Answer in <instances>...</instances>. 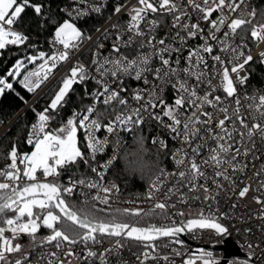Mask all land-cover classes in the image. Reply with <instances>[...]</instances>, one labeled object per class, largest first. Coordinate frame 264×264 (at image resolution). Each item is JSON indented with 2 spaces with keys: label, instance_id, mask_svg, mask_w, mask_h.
Returning <instances> with one entry per match:
<instances>
[{
  "label": "snow or ice",
  "instance_id": "1",
  "mask_svg": "<svg viewBox=\"0 0 264 264\" xmlns=\"http://www.w3.org/2000/svg\"><path fill=\"white\" fill-rule=\"evenodd\" d=\"M244 2L245 0H136V4L130 8L126 4L115 7V14L126 11L129 20L123 27L119 23L111 25L115 40L109 54L103 55L101 50L105 45L98 43L95 45L97 51L92 60V69L80 64L69 69L48 107L38 114L37 122L31 125L27 143L33 150L30 153H19L14 145L8 153L9 163L4 169H0V264H29V254L15 260L9 259L10 256L22 253V244L15 242L21 235L31 240L34 249H44L48 245L57 249L42 252L37 257L36 264H65L58 255L65 245L68 246L63 251L65 258L80 259L71 247L77 244H83L86 248L83 260L95 258L100 260V264H108L109 255H120V250L125 247L122 243L124 240L136 241L145 249L137 259L140 264H146L149 260L160 258L156 242L161 239L166 238L170 244L182 246L184 241L180 236L185 233L212 230L220 237L227 238L231 235L228 227L220 222L221 217H226L227 214H205L203 210H199L196 216L177 221L174 217H185V213L177 210L170 214L169 209H175L177 201L187 204L190 199L187 193L200 192L205 201H215L216 195L223 189L221 181H229L235 188L234 180L228 175L229 170L233 173L243 171L247 165L242 164L239 158L253 153L256 136L264 140V95L249 97L245 94L243 99L249 103L242 105L237 92V84L244 85L249 78L240 73L254 57L250 51L245 54L246 45L233 42L237 31H242L246 25H251L250 36L257 45L264 42V23H252L256 18L255 10L249 13L248 20L240 16L230 19L224 14L226 7L231 13H236ZM73 5L71 9H62L70 19L64 20L55 29L52 44L54 47L61 46L60 49L52 54L41 51L37 55L26 57V61H18L7 72L6 77L0 78V96L8 90L15 91L8 77L17 80L28 92H35L49 79L60 62L69 59L73 49H77L85 39L91 41V36H86L72 21L92 12L101 13L103 4L73 0ZM44 7L41 3H32V0H0V51L9 46L24 45L29 37L15 30L14 26L20 22L26 9L31 8L37 16H42ZM214 12L219 13L216 19L212 18ZM192 13L197 14V22H191ZM160 14L169 15L172 27L176 29L170 41L157 38L156 31L160 27V21L157 18L149 19L150 15L155 17ZM201 21L208 25L207 29L201 26ZM225 26L227 30L222 32ZM221 32L222 35H218ZM198 38L202 43L185 47L189 40ZM101 39H109L108 29L102 32ZM259 57L260 62L264 63V52ZM37 61H40L37 70L26 71L22 75V70L26 69L28 63L35 64ZM154 61H158L159 66L154 67ZM216 76L220 77V83L214 86L212 80ZM126 79L140 81L144 87L134 88L129 96V90L124 87ZM88 80H94L99 85L92 94L93 104L74 113L58 129L49 130L52 117L48 113L63 107L74 84H83ZM113 84L116 87H112ZM201 86L208 89L203 95L200 94ZM167 88L176 93L172 103L164 99ZM218 88L223 91L224 97L214 94ZM229 98L235 105L231 111L226 104ZM98 104L106 109L116 105L111 107V115L105 118L107 123L101 119ZM206 106L221 113L223 118L214 120V112L207 111ZM242 107L247 108L251 121L241 112ZM147 120L157 122L166 136L180 144L171 153L178 170L168 172L157 167L153 173L145 197L151 203L150 208L110 210L111 195L114 191L118 192L119 188L115 184L106 187L103 181L106 171L116 159L115 155L100 168L91 167L96 179L69 177L67 185L60 183L59 177L63 169L76 165L78 161L88 164L89 158L95 161L97 155L104 153L109 146V136L114 137L117 149L124 147L120 134L141 131ZM101 129L108 136L98 137L97 133ZM80 131L85 135L88 157L79 146ZM245 140L250 144L241 151L239 145ZM208 141H212L214 146H209ZM151 142L158 146V151L168 148L167 141L162 137L153 138ZM136 143L139 151L143 152L142 135ZM205 148L208 154L201 157V151ZM125 155L135 157L127 161L132 170L142 171L147 167L143 157L136 152H125ZM207 169L212 171L209 173ZM38 173L43 179H40ZM254 176L257 178L255 190L261 193L253 197L256 204L260 205L256 218L264 220V167L254 172ZM170 178L172 180L169 186ZM209 180L215 186V194L209 187ZM78 188L83 197L79 206L66 199ZM183 188H187V193L182 191ZM85 189L89 192L95 190V194L90 195ZM251 190L252 185L247 184L236 194L244 198ZM173 197L177 200L173 201ZM194 199L199 200L200 197L196 196ZM91 201L106 207L97 208ZM98 212L105 213V218H100L96 214ZM119 217L147 218L148 222L141 225L139 219L132 223ZM157 217L163 222L152 223L151 220ZM41 228L48 229L50 234L40 237L38 234ZM245 231L251 232V229ZM6 232H10L11 236H6ZM106 237L115 240L103 252L98 254L88 247L90 243L101 244ZM246 247L247 259L239 264H252L254 259H261L254 251L259 247L258 244L248 243ZM174 251L175 255H182L178 250ZM162 259L169 261L170 257L165 255ZM197 261L200 264H220L213 252L204 249L190 256L184 264H197ZM68 264H71L70 260ZM261 264H264V260Z\"/></svg>",
  "mask_w": 264,
  "mask_h": 264
},
{
  "label": "built area",
  "instance_id": "2",
  "mask_svg": "<svg viewBox=\"0 0 264 264\" xmlns=\"http://www.w3.org/2000/svg\"><path fill=\"white\" fill-rule=\"evenodd\" d=\"M183 2V0H181ZM238 2V0H237ZM260 0H245L244 4L241 5L240 9L236 13H231L227 7L224 9V14L226 16H229L230 19L235 18L236 16H240L241 18L248 20L250 19L249 13L253 10L256 12V6ZM89 3L91 4H103V8L101 13H89L86 16L80 17L78 19H73V23H77L79 21H82L86 18L92 17V16H103L105 17L104 22L97 28L101 31H96L92 33L91 41L85 39L82 41L77 49H73L70 53V57L66 62H60L58 66L53 70L51 73L49 79L35 92H30L32 94V98L30 102L28 103L29 107L34 105L51 87L58 85L60 86L61 80L64 78L65 75L69 72V69L73 67L74 65L80 64L84 65L85 67H88L90 69L93 68L92 60L94 58V53L97 51L96 44L103 43L105 45L104 49H102L103 55H108L111 49V45L115 40L114 30L111 29V25L115 23H119L122 27L128 23L129 17L126 14V11H122L120 14H115L114 9L119 4H126L130 8L132 5L136 4V0H89ZM73 0H69L68 4L64 6L63 9H71L73 7ZM86 7V6H82ZM188 11L191 13L192 10L189 8ZM64 12V11H63ZM64 15L66 19H70V17L64 12ZM219 13H213V19H216ZM157 18L160 21V27L156 31L157 38H166L167 40H172L176 29L172 27V19L167 14H160L158 16H149V19ZM255 19L252 21L254 23ZM191 22H197V14L192 13V19ZM201 26L207 29L208 25L201 21ZM251 25H246L244 29L238 30L237 34L233 37V42L237 45H246L244 48L245 54H247L249 51L251 55L254 57L253 61H259L260 57L259 54L261 52H264V42L259 43L257 45V42L250 36V28ZM15 30L20 31L24 33L22 30H20L16 25L14 26ZM108 29L109 30V39L103 40L101 39L102 32ZM227 30L226 26L225 29ZM82 31V30H81ZM83 32V31H82ZM221 33H218V35H222ZM25 34V33H24ZM88 36V35H87ZM53 39L48 41V48L47 50H40L42 52L52 54L54 51L60 49L61 46L56 45L55 47L52 44ZM202 43V41L198 38L196 40H189L188 44L185 46L187 47H194L196 44ZM123 51V49H122ZM147 51V49H145ZM187 53L185 52V55ZM251 62V63H252ZM40 61H37L35 64L31 65L30 71H35L38 68ZM181 63L183 65V57H181ZM209 64H212L211 59L209 58ZM264 65V63H262ZM153 66H159L158 61H154ZM209 71L211 72L212 69L210 68ZM241 76L248 75V80L244 85L237 84V92L238 95L241 98V104L247 105L249 103L248 101H245L243 99L244 95L247 94L249 97L255 95H264V82L260 84H253L250 79V69L248 68V65L245 66V70L240 73ZM149 79L151 77L149 76ZM233 79L235 81V76L233 75ZM96 85L98 88L99 85L95 83L94 80H88ZM220 83V77L216 76L212 80V84L214 86L219 85ZM112 87H116L115 84L112 85ZM124 87H126L129 92L127 95L130 96L131 91L134 88H140L144 87L142 82L135 81L132 79H126L124 83ZM208 89L205 86H201L200 94L203 95L204 91H207ZM215 95H220L221 97H224V93L221 89L218 88V90L214 93ZM121 95H126L125 93H121ZM176 93L173 89L167 88L164 93V99L167 100L169 103H172L175 99ZM93 104V103H92ZM226 104L230 106V111L232 107H235V105L232 103V99L229 98L226 100ZM27 105V108H28ZM100 107H105L102 104L97 105V109ZM111 107H116L115 104H113ZM207 111L214 112L213 119L217 118H223L222 114L219 112H216L214 109L206 106ZM159 111V109L157 110ZM241 112L246 115L247 119L251 121V116L248 115V110L246 107L241 108ZM101 119L104 120L105 123H107L106 117H109L111 115V112H101ZM38 119V118H37ZM153 121V120H151ZM37 122V121H36ZM35 122V123H36ZM157 127V133L154 135L153 138L156 137H162L165 139L168 143V148H171V153L178 147H180V144L177 142L171 140L168 136L164 134V130L157 124V122L153 121ZM229 127L231 125L229 124ZM239 127V125H237ZM213 128H215V125H213ZM83 132V131H82ZM134 133H127L122 132L120 134L121 140L123 141L124 147L117 149L114 146V137L109 136L110 144L102 154H98L95 161L92 160V167L95 166L97 168H100L101 165L106 163L110 158H112L114 155L116 156V159L113 161V164L108 168L106 171V174L104 176V186L110 187L111 185L115 184L118 186L119 191H114L111 195V204H120L127 207H141L144 209H148L151 207V203L147 202L145 200V197L147 195V191L149 188V185L146 187V189L142 193L138 194H125L122 192L120 184L114 180L109 178V173L112 170L115 162L117 161L118 157L122 153V151L125 149V147L129 144V141L131 138L135 135ZM84 134V132H83ZM98 137L104 138L105 136H108V134L101 129L100 132L97 133ZM85 137V135H84ZM238 140L239 137H236ZM255 149L253 150V153H250L248 157L241 156L239 158L240 162L242 164H246L247 167L243 169V171H237L233 173L231 170H229L228 175L232 177L235 183V188L232 187V184L229 181H221L223 184V189L219 191V195H216L215 201H205L203 198V195L200 192L195 193H187V188H183L182 191L186 192L188 196L190 197L187 204H183L180 202H176V208L169 209V213H175L177 210L183 211L185 213V217L175 216L174 218L177 221H180L185 218H190L196 216L197 212L199 210H203L205 214H208L209 212H215L217 215L220 214H227L226 217H221V223L225 224L228 229L229 233L231 234L229 237L224 238L220 237L214 234L212 230H201L195 233H185L183 237H180L181 240L184 241V244L176 245V244H170L168 240L165 238L163 240H159L156 243L159 246V256L157 260H149L146 262V264H184V261L188 259L190 256L194 254H198V251L200 249H204L207 251L213 252L214 256L220 260V264H239L240 261H243L247 259L248 249L247 244L252 243L253 245L258 244L259 247L255 248L254 251L256 253L257 257H260V260L254 259L252 264H261V261L264 260V220L257 219V212L260 208V205L256 204L253 197L257 195H261L260 192H257L255 189L257 188V178L254 176V172L258 171L261 167H264V140H261L259 136H256L255 138ZM86 141V139H85ZM209 146H214L212 141H208ZM250 144L249 141L245 140L242 145H239L241 147V151H243L244 147H247ZM157 146V145H156ZM89 153V152H88ZM189 154L191 155V150L189 149ZM207 149H202L201 151V157L207 156ZM163 169H165L168 172H175L178 170V166L175 164V162L172 160L170 155V163L168 166H164ZM207 171L210 173L212 169H207ZM68 178L69 177H59V181L62 184L67 185L68 184ZM72 179H77L73 178ZM89 179H96V174L93 172H90L88 175ZM172 178H170L169 186L171 183ZM209 187L213 189V194H215V186L211 184V181L208 182ZM251 184L252 190L247 194L246 197L240 198L236 193L239 192L241 188H243L245 185ZM84 191L89 192V190L85 189ZM90 195L95 194V190H91L89 192ZM80 196L81 190L78 188L72 196ZM103 195V193H101ZM199 196L200 199H194V197ZM177 198L173 197V201H176ZM130 201H137V203H129ZM98 202L91 201V204H96ZM218 210V211H217ZM189 211H193L194 214H190ZM163 221L160 218H154L152 220V223L160 224ZM43 228H41L42 230ZM246 229H251V232L245 231ZM40 230V231H41ZM6 236H11L10 232L5 233ZM15 242L21 243L23 246L22 253L15 254L13 256H10V260H15L17 258H21L24 254H29L30 260L29 264H36L37 257L42 252H50V251H57V249L53 245H48L44 249L40 248H33L31 240L24 235H21L19 239ZM137 243V246H132L131 243ZM114 241H107L103 239V242L101 244H89L88 247L92 248V250L96 251L98 254L103 252L104 249L110 248L113 245ZM122 243L125 244V247L120 250V255H109L107 257L108 264H140V261L137 259V256L140 255L142 251L145 249L136 241H129L125 240L122 241ZM234 245L236 246L240 254L227 257L225 247L228 245ZM73 251L76 253L77 256L81 257L80 259H76L73 257L65 258L63 255V251H66L68 246L65 245L64 249L58 253L61 260L65 261V264H68V261H71V264H100L99 259L91 258L87 261L83 260L82 257L86 255V248L83 244H77L74 246H71ZM178 250L182 253V255L177 256L175 255V251ZM150 251V249H149ZM169 256L170 260L165 261L162 259L163 256ZM43 264V262H41ZM197 264H200L199 261H197Z\"/></svg>",
  "mask_w": 264,
  "mask_h": 264
},
{
  "label": "trees",
  "instance_id": "3",
  "mask_svg": "<svg viewBox=\"0 0 264 264\" xmlns=\"http://www.w3.org/2000/svg\"><path fill=\"white\" fill-rule=\"evenodd\" d=\"M69 0H32V3L43 4L44 10L42 16H37L31 8L26 9L22 14L20 22L16 26L22 30L28 37V41L21 46H9L7 49L0 51V78L6 77L8 71L12 70L16 63L20 60H25L26 57L37 54L40 50H47L48 41L54 39L55 29L66 20L62 9ZM103 16H92L76 23L85 35L90 36L104 22ZM264 23V0H260L256 6V18L253 24ZM251 28V26H250ZM250 69V79L253 84L264 82V65L259 61H254L248 65ZM13 83L15 91L8 90L3 96H0V169H4L9 163L8 153L15 145L19 153H27L32 149L27 143L28 136L31 132V125L37 121L38 114L42 112L51 102L54 93L59 86L51 87L34 105L27 108L28 103L32 98V94L18 83L17 80L8 77ZM97 90L95 84L90 81H85L83 84H74L72 90L68 93L63 107L58 108L55 112L50 111L48 114L52 117L49 122V130L58 129L64 125L68 119L72 118L74 113H79L93 103V93ZM18 94V95H17ZM23 97V100L21 99ZM27 108L21 115L16 117ZM98 111L111 112V108L100 107ZM16 119V120H15ZM157 125L147 120L142 126L141 131L136 132L129 141V144L122 151L112 170L109 173V178L116 180L125 194L133 195L142 193L149 185L153 173L157 167L163 168L170 163L171 148L161 151L157 150L156 145L152 144V139L157 133ZM144 138V151H139V146L136 140L139 136ZM79 146L88 157V149L86 146L85 137L82 131L79 132ZM125 152H136L138 156L143 157L147 167L142 171H134L129 168L127 161L134 159L131 155L126 156ZM92 160L89 158L88 164L83 161H78L74 166H68L62 170L61 176L81 178L88 177L91 172ZM40 179H42L40 177ZM70 203H75L77 206L81 204L80 196L66 197ZM97 208H105L106 206L100 203L95 204ZM91 207V204L89 205ZM130 208L120 204H111L112 209ZM11 214V213H9ZM100 218H105V213H96ZM128 222L135 223L139 219L143 225L148 222L147 218L136 217H119ZM154 219V218H153ZM152 219V220H153ZM151 220V222H152ZM60 225H58L59 227ZM48 229L43 228L39 232L40 237L49 235ZM107 241H114L115 238H103ZM125 241V240H124ZM132 246H137V243L132 242Z\"/></svg>",
  "mask_w": 264,
  "mask_h": 264
},
{
  "label": "water",
  "instance_id": "4",
  "mask_svg": "<svg viewBox=\"0 0 264 264\" xmlns=\"http://www.w3.org/2000/svg\"><path fill=\"white\" fill-rule=\"evenodd\" d=\"M27 108H25L17 117H16V119L18 118V117H20V115L26 110ZM15 119V120H16ZM183 235L184 234H182L180 237H183ZM161 240H163V239H161ZM129 241H132V240H129ZM225 251H226V256L227 257H230V256H234V255H239L240 254V251H239V249L236 247V246H234V245H231V244H228L226 247H225Z\"/></svg>",
  "mask_w": 264,
  "mask_h": 264
},
{
  "label": "rangeland",
  "instance_id": "5",
  "mask_svg": "<svg viewBox=\"0 0 264 264\" xmlns=\"http://www.w3.org/2000/svg\"><path fill=\"white\" fill-rule=\"evenodd\" d=\"M77 27H78V26H77ZM39 52H41V51H39ZM39 52H38V53H39ZM38 53H37V54H38ZM37 54H34V55H37ZM31 65H33V64H30V63L27 64L26 69L22 70V75H23L26 71H30V69H31ZM28 107H29V105H28ZM30 107H31V106H30ZM1 133H2V132H1ZM1 133H0V135H1ZM78 138H79V134H78ZM32 150H33V148H32L29 152H27V153H30ZM38 176L41 177V178L43 179V177H42L41 174L38 173ZM130 208H135V207L132 206V207H130ZM189 213L192 214V215L194 214L193 211H189ZM9 215H11V214H9Z\"/></svg>",
  "mask_w": 264,
  "mask_h": 264
}]
</instances>
